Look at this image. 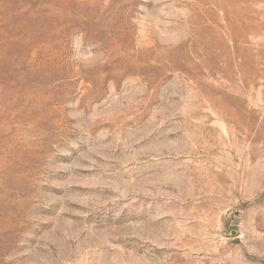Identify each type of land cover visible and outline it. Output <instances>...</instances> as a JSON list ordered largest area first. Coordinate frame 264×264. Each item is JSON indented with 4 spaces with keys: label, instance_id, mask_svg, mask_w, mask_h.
<instances>
[{
    "label": "rangeland",
    "instance_id": "obj_1",
    "mask_svg": "<svg viewBox=\"0 0 264 264\" xmlns=\"http://www.w3.org/2000/svg\"><path fill=\"white\" fill-rule=\"evenodd\" d=\"M0 264H264V0H0Z\"/></svg>",
    "mask_w": 264,
    "mask_h": 264
}]
</instances>
